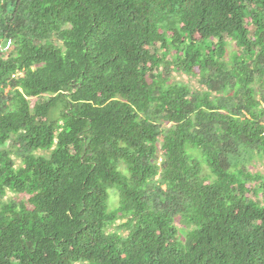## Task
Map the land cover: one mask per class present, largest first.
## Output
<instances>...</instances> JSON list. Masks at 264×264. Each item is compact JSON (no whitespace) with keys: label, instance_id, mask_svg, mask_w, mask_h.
I'll use <instances>...</instances> for the list:
<instances>
[{"label":"trees","instance_id":"1","mask_svg":"<svg viewBox=\"0 0 264 264\" xmlns=\"http://www.w3.org/2000/svg\"><path fill=\"white\" fill-rule=\"evenodd\" d=\"M6 38L0 264H264V0H0Z\"/></svg>","mask_w":264,"mask_h":264},{"label":"rangeland","instance_id":"2","mask_svg":"<svg viewBox=\"0 0 264 264\" xmlns=\"http://www.w3.org/2000/svg\"><path fill=\"white\" fill-rule=\"evenodd\" d=\"M231 44H233V43H231ZM174 79L175 80H180V81H182V82H187L190 86H196V87H199L198 86V84H197V80H196V78L195 77H191V76H189V75H184L183 73H175L174 74ZM33 102H35V97H32V98H30V103H33ZM205 168V170L207 169L206 168V166L204 167ZM8 197H12V194H8L7 195ZM113 197V200H112V204L113 205H116L117 204V198H116V196H112ZM176 224H177V227H178V229H179V232H181L182 233V236H184L186 233V227L183 225V224H181V223H179V222H177L176 221Z\"/></svg>","mask_w":264,"mask_h":264},{"label":"clouds","instance_id":"3","mask_svg":"<svg viewBox=\"0 0 264 264\" xmlns=\"http://www.w3.org/2000/svg\"><path fill=\"white\" fill-rule=\"evenodd\" d=\"M8 40H10V46L8 48V49H10L11 43H12L11 38H6L4 41L0 42V47H4L6 45V43L8 42Z\"/></svg>","mask_w":264,"mask_h":264},{"label":"built area","instance_id":"4","mask_svg":"<svg viewBox=\"0 0 264 264\" xmlns=\"http://www.w3.org/2000/svg\"><path fill=\"white\" fill-rule=\"evenodd\" d=\"M10 46V40H8V42L6 43V45L4 47H0L1 50H7Z\"/></svg>","mask_w":264,"mask_h":264}]
</instances>
